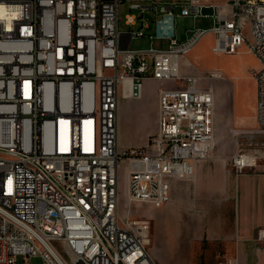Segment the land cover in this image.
<instances>
[{
	"label": "built area",
	"instance_id": "built-area-1",
	"mask_svg": "<svg viewBox=\"0 0 264 264\" xmlns=\"http://www.w3.org/2000/svg\"><path fill=\"white\" fill-rule=\"evenodd\" d=\"M123 1L0 0V264H158L150 220L120 214L119 164H128V203L160 208L169 179L191 177L211 156V82L225 76L208 70L202 86L182 70L205 33L214 53L245 45L257 57L255 121L264 131V0H130L138 14L120 30ZM176 15L211 26L178 40ZM137 38L167 46L129 47ZM146 78L174 83L158 90V128L146 145L119 148V96L139 97ZM256 144L235 141V173L257 166L261 155L247 149Z\"/></svg>",
	"mask_w": 264,
	"mask_h": 264
},
{
	"label": "crops",
	"instance_id": "crops-1",
	"mask_svg": "<svg viewBox=\"0 0 264 264\" xmlns=\"http://www.w3.org/2000/svg\"><path fill=\"white\" fill-rule=\"evenodd\" d=\"M198 71L194 67L190 74L196 75ZM211 83L215 140L211 156L194 165L191 177L169 179V200L162 207L143 206L142 214L151 220L155 218L158 224L156 231L152 224L148 246L158 264H168L162 255L165 249L158 227L162 219H169L174 225V235L182 248L193 249L188 264H222L221 260L234 259L237 264H264V239H256V230L264 227V131L258 129L255 121L256 84L254 81L255 101L248 123L242 112L240 87L226 78L213 79ZM162 86L173 87L174 83L146 78L139 97L120 94L119 148L145 145L156 132L158 90ZM239 135L257 143L247 149L261 155L257 166L243 173H235L228 163L231 155L220 150L225 142L239 140ZM127 167L122 160L119 182L121 168L126 176Z\"/></svg>",
	"mask_w": 264,
	"mask_h": 264
},
{
	"label": "rangeland",
	"instance_id": "rangeland-1",
	"mask_svg": "<svg viewBox=\"0 0 264 264\" xmlns=\"http://www.w3.org/2000/svg\"><path fill=\"white\" fill-rule=\"evenodd\" d=\"M132 1L125 0L119 3L118 6V24L120 30H126L128 28L125 24V17L128 13L138 14V9H132L129 11V5ZM175 11L174 14H176ZM147 19L149 21L153 20L152 11H149L147 14ZM211 26V19L191 16H175V31L176 38L178 40L185 39L190 31L195 27H204L208 28ZM148 32H152V28ZM246 33V30H245ZM155 48H165L167 42L165 41H150L147 38H137L133 39L129 47L131 48H145L149 46ZM214 45V34L212 32L205 33L199 41L194 45V47L185 55V59L189 62L186 66L182 67L183 72L186 75L190 74L192 68H196L198 73L196 76L199 77L198 83L202 86L208 83V79L205 78L208 74V70H219L233 85H238L240 87V101L242 104V112L246 117L251 115L252 106L255 101V85L254 79L252 77V69H255L259 66V61L257 57L247 49L245 45L241 46L236 52L231 54L226 53H214L212 47ZM173 82V81H172ZM246 122H251V119L246 120ZM157 128H158V111H157ZM239 141H252L247 140L246 135L237 136ZM148 143V141H147ZM146 143V144H147ZM215 143V142H214ZM220 143L217 142V145ZM145 144V145H146ZM143 146V145H141ZM214 149H212L213 152ZM222 153H227L232 155L235 151L234 140L231 142H225V144L220 148ZM211 152V154H212ZM229 163V162H228ZM230 167V166H229ZM124 169L121 168V176L119 182V207L120 214L125 215L129 214L134 218H147L150 220V237L152 233V224L154 225L155 231L157 230V221L146 215L142 214L143 206L145 203H128L126 198V176L124 175ZM149 205V204H148ZM149 207H151L149 205ZM160 212V209H157V213ZM160 225V232L162 233V240L164 249L162 255L164 260L168 264H188L193 254V249L188 247L182 248L180 242L174 235V225L170 222L169 219H162ZM18 261L21 262V258L18 257ZM39 258L33 257L30 259L31 263H38ZM226 261L221 260L222 264H225Z\"/></svg>",
	"mask_w": 264,
	"mask_h": 264
},
{
	"label": "bare ground",
	"instance_id": "bare-ground-1",
	"mask_svg": "<svg viewBox=\"0 0 264 264\" xmlns=\"http://www.w3.org/2000/svg\"><path fill=\"white\" fill-rule=\"evenodd\" d=\"M255 22H262V14H255ZM213 147H214V144H213Z\"/></svg>",
	"mask_w": 264,
	"mask_h": 264
}]
</instances>
